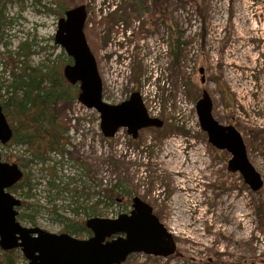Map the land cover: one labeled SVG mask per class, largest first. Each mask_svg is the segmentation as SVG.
<instances>
[{"label":"rangeland","instance_id":"374dc122","mask_svg":"<svg viewBox=\"0 0 264 264\" xmlns=\"http://www.w3.org/2000/svg\"><path fill=\"white\" fill-rule=\"evenodd\" d=\"M58 1L65 7L85 6L84 34L103 100L119 103L138 91L148 115L162 119L163 126L141 129L136 138L125 128L105 137L94 109L77 99L59 103L64 151L23 169L33 189L28 198L10 191L31 203L17 208V220L60 233L66 232L62 217L86 220L91 206L98 211L95 216L115 218L129 212L130 200L96 204V192L126 179L133 187L129 199L147 202L177 246L171 257L136 252L122 264H264V217L257 212L264 208V0H196L201 14L192 0H172L167 18L185 42L176 62L163 16L149 17L139 9L149 0H117L114 7L115 0ZM59 10L50 0H6L4 16L10 22L0 28V53L26 40L34 51L30 64L55 59L61 68L66 54L53 40ZM8 80L0 57V84ZM202 89L211 96L213 116L242 134L248 159L263 180L259 191L226 169L229 153L207 142L194 109ZM259 129L262 136L249 132ZM23 152L20 145L0 146L7 162ZM185 168L191 172L184 173Z\"/></svg>","mask_w":264,"mask_h":264},{"label":"water","instance_id":"95a60500","mask_svg":"<svg viewBox=\"0 0 264 264\" xmlns=\"http://www.w3.org/2000/svg\"><path fill=\"white\" fill-rule=\"evenodd\" d=\"M86 16L83 4L68 8L58 18L53 36L54 44L72 59L62 67V74L70 84H77L76 99L99 114V126L105 137L114 136L119 128H125L132 138H136L141 129L160 128L163 120L148 115L138 91L119 103L103 100L101 77L84 34ZM198 71L200 82L204 83V69L200 67ZM212 107L210 94L202 89L194 109L207 142L230 154L226 162L229 172L239 173L253 192L260 190L263 180L248 159L240 132L231 124L220 123L213 116ZM11 136L12 130L0 105V146ZM22 176L17 163L4 161L0 155V248H19L26 264H122L128 255L136 252L159 257L175 253L172 233L153 213L152 207L138 196L131 198V209L127 213L115 218H87L84 225L91 231L87 238L23 226L16 218L21 200L8 191Z\"/></svg>","mask_w":264,"mask_h":264},{"label":"trees","instance_id":"16d2710c","mask_svg":"<svg viewBox=\"0 0 264 264\" xmlns=\"http://www.w3.org/2000/svg\"><path fill=\"white\" fill-rule=\"evenodd\" d=\"M5 1L0 0V28L10 22L4 16ZM36 1L40 3V0ZM171 1L149 0V5L146 8L140 7L139 9L142 12H146L149 17L163 16L169 37V54L173 61L176 62L180 58V53L184 48L185 42L182 32H178L175 25L169 22L167 18V11ZM192 2L195 5L196 11L201 14L202 11L200 6L196 4V0H192ZM50 3L59 6L60 10L57 12L59 17L63 15L65 10L70 8L61 6L58 0H50ZM43 7L55 12V8L45 5ZM31 47L32 43L23 40L14 51L0 53L9 78L6 83L0 84V87L5 88V94H0V105L12 130L11 139L4 146L16 144L24 147V152L15 157L14 160L22 169L23 176L8 188V191L16 192L20 190L27 198L32 196L33 183H31L29 174L24 172L23 169L32 163L44 164L50 160L51 154L62 153L64 151L66 131H64L61 118L56 112V105L76 99L78 93L77 84H70L62 74V67L67 63H71V57L66 55L61 68L57 65L55 59L47 60L42 65H32L29 61V55L34 53ZM153 129L162 130L161 127ZM251 134L254 137L262 136V129L252 130ZM162 136H165V134L163 133ZM73 190L75 193L77 192L76 189ZM131 192H133V187L126 179H123L113 186L100 187L96 192L98 198L95 203L98 204L102 200L118 203H122L123 201L127 203L130 200L131 203L132 197L130 199L128 197ZM30 205L31 203L21 200L18 208ZM78 208L79 206L72 209V211L75 212ZM89 210V214L92 216L87 214V218L95 216L98 212L95 206L89 207ZM257 212L264 217L263 206L258 207ZM19 217L24 218L25 214L20 213ZM62 218L64 220L63 231H66V233L79 238L91 235V231L84 225V218L79 220L70 217ZM28 220L32 223L34 221L31 216H29ZM24 259L19 248L10 250H2L0 248V264H18L20 260ZM242 262L239 260V264H242Z\"/></svg>","mask_w":264,"mask_h":264},{"label":"bare ground","instance_id":"6f19581e","mask_svg":"<svg viewBox=\"0 0 264 264\" xmlns=\"http://www.w3.org/2000/svg\"><path fill=\"white\" fill-rule=\"evenodd\" d=\"M183 172L186 174H189L191 171H190V169L185 168V169H183ZM176 219H177V217H176Z\"/></svg>","mask_w":264,"mask_h":264},{"label":"flooded vegetation","instance_id":"af4514ba","mask_svg":"<svg viewBox=\"0 0 264 264\" xmlns=\"http://www.w3.org/2000/svg\"><path fill=\"white\" fill-rule=\"evenodd\" d=\"M222 91H224V90L222 89ZM224 95H225V94H224ZM225 96H226V95H225ZM226 99H227V98H226ZM220 123H221V122H220ZM259 130H261V129H259ZM251 131H252V130H249L250 133H251ZM262 131H263V129H262ZM241 135H242V134H241Z\"/></svg>","mask_w":264,"mask_h":264}]
</instances>
